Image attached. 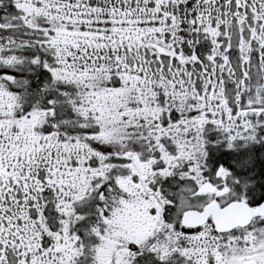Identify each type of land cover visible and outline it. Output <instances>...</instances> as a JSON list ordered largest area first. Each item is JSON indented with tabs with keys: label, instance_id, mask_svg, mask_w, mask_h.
Segmentation results:
<instances>
[{
	"label": "snow or ice",
	"instance_id": "obj_1",
	"mask_svg": "<svg viewBox=\"0 0 264 264\" xmlns=\"http://www.w3.org/2000/svg\"><path fill=\"white\" fill-rule=\"evenodd\" d=\"M0 264H264V0H0Z\"/></svg>",
	"mask_w": 264,
	"mask_h": 264
}]
</instances>
